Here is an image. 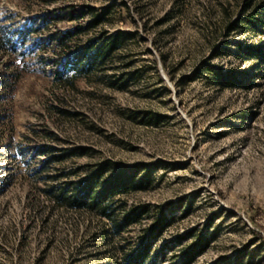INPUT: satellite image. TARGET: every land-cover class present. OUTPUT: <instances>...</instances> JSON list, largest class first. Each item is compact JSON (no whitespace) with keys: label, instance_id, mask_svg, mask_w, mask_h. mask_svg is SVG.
I'll return each instance as SVG.
<instances>
[{"label":"rangeland","instance_id":"rangeland-1","mask_svg":"<svg viewBox=\"0 0 264 264\" xmlns=\"http://www.w3.org/2000/svg\"><path fill=\"white\" fill-rule=\"evenodd\" d=\"M245 2L0 0V264H125L142 241L141 264H264Z\"/></svg>","mask_w":264,"mask_h":264},{"label":"trees","instance_id":"trees-1","mask_svg":"<svg viewBox=\"0 0 264 264\" xmlns=\"http://www.w3.org/2000/svg\"><path fill=\"white\" fill-rule=\"evenodd\" d=\"M257 0H246L245 2V11H248L249 9L252 10L251 15H249L247 18H245L243 25H253V19H255V14L257 13L258 9H264V2H260L257 5H255ZM255 5V6H254ZM254 14V15H253ZM223 76V75H222ZM227 76V75H225ZM104 175V171L103 170H99L98 172H96V175L92 178V185H100V179L103 177ZM114 184V186H113ZM123 180L119 179L118 177L116 178L115 181L109 183L103 190V192H106V194L111 193L112 191H120L123 187ZM85 193V195L83 194L82 196H78L74 202V205H77L78 207L84 206L85 205V201L86 199H90L91 198ZM104 200H102V198L99 199L98 202H96V205L100 208V212L102 213V215L109 217L107 214V210H106V206L102 205L103 202L107 199L103 198ZM166 226V222H165V218H162L160 220H158V223L154 226L153 230H152V234L151 237L154 236V234H159L162 233V231L164 230ZM150 243L148 241H142L140 248L134 252L132 255H129L125 261V264H141L143 263L146 259L149 258V253H150ZM192 259L195 256V253L191 252L190 254H188Z\"/></svg>","mask_w":264,"mask_h":264}]
</instances>
